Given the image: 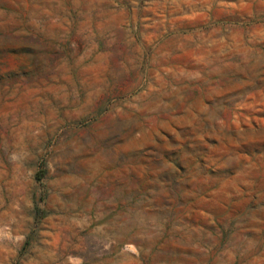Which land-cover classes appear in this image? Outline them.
<instances>
[{
  "label": "rangeland",
  "instance_id": "1",
  "mask_svg": "<svg viewBox=\"0 0 264 264\" xmlns=\"http://www.w3.org/2000/svg\"><path fill=\"white\" fill-rule=\"evenodd\" d=\"M0 264H264V0H0Z\"/></svg>",
  "mask_w": 264,
  "mask_h": 264
}]
</instances>
